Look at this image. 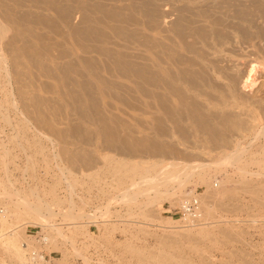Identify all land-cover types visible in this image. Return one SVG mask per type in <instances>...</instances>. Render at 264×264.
<instances>
[{
    "label": "rangeland",
    "instance_id": "rangeland-1",
    "mask_svg": "<svg viewBox=\"0 0 264 264\" xmlns=\"http://www.w3.org/2000/svg\"><path fill=\"white\" fill-rule=\"evenodd\" d=\"M5 209L0 264H264V0H0Z\"/></svg>",
    "mask_w": 264,
    "mask_h": 264
},
{
    "label": "bare ground",
    "instance_id": "bare-ground-1",
    "mask_svg": "<svg viewBox=\"0 0 264 264\" xmlns=\"http://www.w3.org/2000/svg\"><path fill=\"white\" fill-rule=\"evenodd\" d=\"M250 73V72H249ZM248 80H250V75L248 74L247 75V78H246V80H245V82L246 81H248ZM241 153V152H240ZM239 153V154H240ZM239 154L237 155V152L235 151V153H230V154H228L225 158H223V160H222V162H221V167H225V166H235L237 163H238V158H239ZM105 159V158H104ZM115 163H116V161H115ZM192 163V162H191ZM208 166H211V165H208ZM200 167V166H199ZM116 168V167H115ZM114 168V169H115ZM184 168V167H183ZM117 169V168H116ZM188 170H185V169H183L181 172H176V173H168V172H163L162 174H161V177H156L155 178V180L154 181H150L151 183H149V182H145V181H142V180H140L139 181V183H135L134 185H132V187L131 188H133V189H138L139 188V185L140 184H144L145 186H146V191L144 192V195H146V196H148V191L149 190H155V191H157L158 189H159V186H161V185H164L163 183L164 182H169V181H171V180H176V181H178V186L180 187V185H182V184H184V179H186L187 177H188V173H186V171H188L189 172V168H187ZM175 170V169H174ZM191 170H192V173H195V172H202L201 170H199L198 169V165L196 164V166H193V168H191ZM111 171V170H110ZM178 171V170H177ZM120 173V172H119ZM190 174H191V171L189 172ZM163 175V176H162ZM181 175L183 176L182 178H181ZM18 192V191H17ZM17 192L16 193H14V195L15 194H17ZM34 194H36V193H34ZM137 194H139V193H137ZM141 194H143V193H141ZM159 194L161 195V192H159V191H157L156 193H154L153 195H154V202H157L158 200H160L159 199ZM167 194V193H166ZM24 196H22V197H19L20 199L16 202L17 204H16V206L17 205H22L23 206V212L29 217V219L31 220V219H33V220H36V221H39L41 224L40 225H42V224H47V223H49V226H47L49 229H51V228H54V229H56V230H58V226H57V224L56 225H54V223H52L50 220H52V212H51V210H49V209H47V215H42L41 213H40V209L39 208H37V207H35L34 205H33V203H29L30 201H28V199L27 198H23ZM143 197H145V196H143ZM162 197V196H161ZM39 199V198H38ZM196 200V199H195ZM197 201V200H196ZM37 202H39V201H37ZM198 202V201H197ZM185 203V202H184ZM183 203V204H184ZM39 204H41V203H39ZM182 204V205H183ZM199 205V204H198ZM14 210H16V211H22V210H19L18 208H15ZM105 211H106V209H104ZM104 211V212H105ZM108 211V210H107ZM101 212V211H100ZM7 213H8V211L5 209L4 210V212H2V215H1V217H0V223H1V225L3 226L4 224H5V219H6V217H7ZM103 213V212H102ZM94 214V213H93ZM199 214V213H198ZM88 216V217H87ZM86 217L88 218V219H93V217H95V215L92 217V215H87ZM62 218H68V220H74V218L72 217V215H70V214H63L62 216H61ZM101 217V216H100ZM99 217V218H100ZM188 217V216H187ZM78 218V217H77ZM96 218V217H95ZM186 218V217H185ZM197 218V217H196ZM65 219V220H66ZM76 219V218H75ZM67 220V221H68ZM190 220V219H189ZM96 221V220H95ZM51 222V223H50ZM31 223H33V221L31 222ZM16 224V223H15ZM76 223H74L73 225H75ZM48 225V224H47ZM40 227V226H39ZM42 227V226H41ZM44 227V226H43ZM9 228V227H8ZM12 228H13V226H12ZM44 229H45V227H44ZM9 230V229H8ZM42 230V229H41ZM77 231V230H76ZM18 233H16L14 230H13V232H10V233H8V234H5V235H1L0 234V238H2L1 240H4L5 241V244H6V246L8 247V248H10L13 252H14V254L18 257V259L20 260V261H22V263L23 262H25L26 261V259H25V257H24V253L26 252V251H28V249H29V247L30 246H28L29 244H25V246H20L19 245V243H18ZM4 237V238H3ZM49 241V238L46 236V235H44L43 236V238H42V242H48ZM25 247V248H24ZM32 253V254H31ZM30 259V260H29ZM42 259L40 258V256H39V254H37L36 252H34V251H32V252H30V255H29V258H28V260H27V262L28 261H37V262H39V263H42V261H41ZM87 260V259H86ZM85 260V261H86ZM151 263L152 264H171V263H169L168 261H162V260H153V261H151ZM25 264V263H24ZM28 264V263H27ZM173 264H176V263H173Z\"/></svg>",
    "mask_w": 264,
    "mask_h": 264
},
{
    "label": "built area",
    "instance_id": "built-area-1",
    "mask_svg": "<svg viewBox=\"0 0 264 264\" xmlns=\"http://www.w3.org/2000/svg\"><path fill=\"white\" fill-rule=\"evenodd\" d=\"M181 213L183 216L195 218L199 213V205L195 199L185 201L181 206Z\"/></svg>",
    "mask_w": 264,
    "mask_h": 264
}]
</instances>
